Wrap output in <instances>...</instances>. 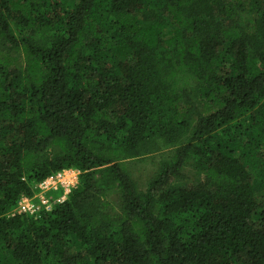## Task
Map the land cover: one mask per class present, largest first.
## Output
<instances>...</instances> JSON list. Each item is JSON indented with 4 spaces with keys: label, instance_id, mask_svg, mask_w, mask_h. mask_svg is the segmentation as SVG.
<instances>
[{
    "label": "trees",
    "instance_id": "trees-1",
    "mask_svg": "<svg viewBox=\"0 0 264 264\" xmlns=\"http://www.w3.org/2000/svg\"><path fill=\"white\" fill-rule=\"evenodd\" d=\"M0 38V264H264V0H0Z\"/></svg>",
    "mask_w": 264,
    "mask_h": 264
},
{
    "label": "built area",
    "instance_id": "built-area-1",
    "mask_svg": "<svg viewBox=\"0 0 264 264\" xmlns=\"http://www.w3.org/2000/svg\"><path fill=\"white\" fill-rule=\"evenodd\" d=\"M77 170L72 168L63 169L56 172L36 185L37 191L31 196H22L16 207L11 211V215H38L42 211H51L55 204L50 201L47 194L52 190H63L64 196L60 203L65 200L68 193L77 185Z\"/></svg>",
    "mask_w": 264,
    "mask_h": 264
},
{
    "label": "rangeland",
    "instance_id": "rangeland-1",
    "mask_svg": "<svg viewBox=\"0 0 264 264\" xmlns=\"http://www.w3.org/2000/svg\"><path fill=\"white\" fill-rule=\"evenodd\" d=\"M3 39L0 38V43H2ZM11 44H7L8 47H10ZM245 138V137H243ZM155 156L150 155L148 157L139 159V160H134L129 162V166L133 172V175L135 179L138 181L140 184L141 188L145 189L146 185L148 184L149 180L154 176L155 174ZM76 170V169H75ZM77 174L79 175V171L77 170ZM188 174L192 176L191 179H193V173L188 171ZM189 182V180L187 181ZM77 183H78V178H77ZM76 183V184H77ZM73 189V186H72ZM261 191L257 189V194L259 195ZM48 198L50 201L54 202L55 206L60 203L59 200L62 199L64 196V191L63 190H52L49 191L47 194ZM67 197V196H66ZM66 199V198H65Z\"/></svg>",
    "mask_w": 264,
    "mask_h": 264
}]
</instances>
